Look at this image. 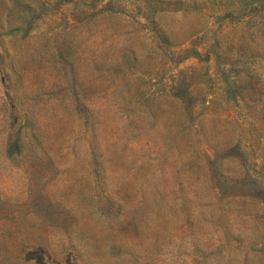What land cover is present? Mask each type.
<instances>
[{
	"label": "rangeland",
	"instance_id": "obj_1",
	"mask_svg": "<svg viewBox=\"0 0 264 264\" xmlns=\"http://www.w3.org/2000/svg\"><path fill=\"white\" fill-rule=\"evenodd\" d=\"M39 249L264 264V0H0V264Z\"/></svg>",
	"mask_w": 264,
	"mask_h": 264
},
{
	"label": "trees",
	"instance_id": "obj_2",
	"mask_svg": "<svg viewBox=\"0 0 264 264\" xmlns=\"http://www.w3.org/2000/svg\"><path fill=\"white\" fill-rule=\"evenodd\" d=\"M114 202L115 201L110 197L108 199V206L109 207H114V205H113ZM119 205H120V208L118 210V213H119L118 214L119 215L118 218H119V220H122L123 219V221H125V219H126L127 222L130 223L131 220H129V217L128 216H126L125 214H123L122 216L120 215L122 213V211H124V199L119 200ZM140 212H141V215L143 217L145 215V212H147V211H145V209H142L141 207L138 208V209H136L134 211V213H133L136 222H137V219H138V216H139V213ZM143 218H146V216H144ZM139 220H138V222H139ZM36 252H37V254L34 257H33V255H31L29 258L31 260L32 259L37 260V262H41L42 264L45 263L46 262L45 261V250L44 249H42V250L39 249V250H36ZM68 262H70V256H68Z\"/></svg>",
	"mask_w": 264,
	"mask_h": 264
}]
</instances>
